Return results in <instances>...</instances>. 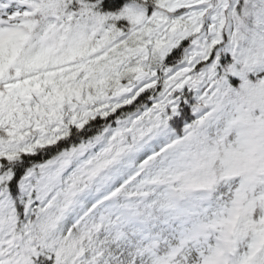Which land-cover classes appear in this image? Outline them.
<instances>
[{"label": "snow or ice", "instance_id": "6c2138e0", "mask_svg": "<svg viewBox=\"0 0 264 264\" xmlns=\"http://www.w3.org/2000/svg\"><path fill=\"white\" fill-rule=\"evenodd\" d=\"M0 264H264V0H0Z\"/></svg>", "mask_w": 264, "mask_h": 264}]
</instances>
